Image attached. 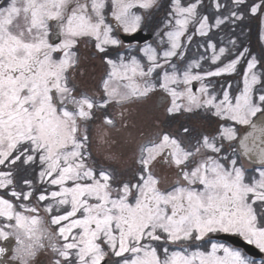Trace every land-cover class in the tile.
Returning <instances> with one entry per match:
<instances>
[{
  "label": "snow or ice",
  "instance_id": "obj_1",
  "mask_svg": "<svg viewBox=\"0 0 264 264\" xmlns=\"http://www.w3.org/2000/svg\"><path fill=\"white\" fill-rule=\"evenodd\" d=\"M252 20L264 45V0H0V264H264L217 239L264 254Z\"/></svg>",
  "mask_w": 264,
  "mask_h": 264
},
{
  "label": "rangeland",
  "instance_id": "obj_2",
  "mask_svg": "<svg viewBox=\"0 0 264 264\" xmlns=\"http://www.w3.org/2000/svg\"><path fill=\"white\" fill-rule=\"evenodd\" d=\"M256 23H258V21H256V20H252L251 22L248 23L247 28H246V31H247V37H246V39L248 40V42L250 44H251V42L252 43L255 42L256 45H258L259 43L257 41L256 35L253 34L254 33L253 28H256ZM133 42H135V40H133V41H126V44H129V45H131L133 47L136 46V45H138V44H135ZM146 42H147V40H144L139 45H143ZM94 69H95V75L97 76V78L104 71L103 66L99 63V61H96L95 65H94ZM237 79H238V77H236L235 80H237ZM159 97H160V94L159 93L153 95L152 98H151V100L148 101V103L144 106V108L145 109H150L155 116H157V117H159V119H161V117H163L164 110H163L162 107H160L162 101H159L158 99H156V98H159ZM179 121L182 122L181 120H179ZM200 125H202L203 127H208V123L207 122H204V121L198 122V126H200ZM212 126L214 127V125H212ZM171 127L172 128H175L176 126H171Z\"/></svg>",
  "mask_w": 264,
  "mask_h": 264
},
{
  "label": "water",
  "instance_id": "obj_3",
  "mask_svg": "<svg viewBox=\"0 0 264 264\" xmlns=\"http://www.w3.org/2000/svg\"><path fill=\"white\" fill-rule=\"evenodd\" d=\"M135 37H136L135 39H132L131 37H129L127 39V41L136 40L138 42H141L143 40L148 39L150 37V35H148L146 32H139V33L135 34ZM244 131H245V129H243L241 131V134H243ZM218 238L223 239V240H227L234 245L242 247L244 249V251H246L250 255H253L255 257L262 256V254L259 253V250L256 249L253 245H248L246 242H244L242 239H240L238 237H225L224 234H220V236Z\"/></svg>",
  "mask_w": 264,
  "mask_h": 264
},
{
  "label": "trees",
  "instance_id": "obj_4",
  "mask_svg": "<svg viewBox=\"0 0 264 264\" xmlns=\"http://www.w3.org/2000/svg\"><path fill=\"white\" fill-rule=\"evenodd\" d=\"M258 29H259V24L256 23V28H253V30H254V33L253 34L256 35L257 41L259 43V39H258V37H259V30ZM245 43L252 49L253 52H256V53H258L260 51L261 47H264V45H261L260 43L258 45H256L255 42H253V43L251 42V44H250L247 39H245ZM228 79L235 81L236 77H229ZM166 122H168V120ZM173 123L176 124V125H178L180 122L178 123V122L174 121ZM170 125H168V126H170Z\"/></svg>",
  "mask_w": 264,
  "mask_h": 264
}]
</instances>
